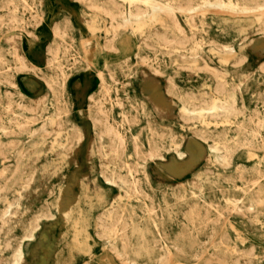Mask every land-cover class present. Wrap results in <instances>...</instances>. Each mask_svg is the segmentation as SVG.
I'll list each match as a JSON object with an SVG mask.
<instances>
[{
  "label": "rangeland",
  "instance_id": "obj_1",
  "mask_svg": "<svg viewBox=\"0 0 264 264\" xmlns=\"http://www.w3.org/2000/svg\"><path fill=\"white\" fill-rule=\"evenodd\" d=\"M223 1L0 0V264H264V0Z\"/></svg>",
  "mask_w": 264,
  "mask_h": 264
},
{
  "label": "bare ground",
  "instance_id": "obj_2",
  "mask_svg": "<svg viewBox=\"0 0 264 264\" xmlns=\"http://www.w3.org/2000/svg\"><path fill=\"white\" fill-rule=\"evenodd\" d=\"M70 1V0H69ZM130 2L133 4V10H129L128 13H124L122 10H120L117 6L114 4L112 5L113 8H99L97 7L96 10L100 13L102 12L110 21L109 30L110 33L113 35V37L116 36L118 29L120 28H127L129 26H132L133 23H139L143 18L153 16L155 13L163 14L165 17H168L171 21H173L174 25L179 29L178 22L175 19V13L178 12L180 14H187L189 17H191L194 13L199 11V9L203 7H218L220 9L229 10L232 12V10H237L238 5L231 3L230 1L224 2L223 0H214V3H210L208 0H201L199 3H195L194 0H179L178 2H172V0H165L163 3L155 2L152 3L150 0H130ZM150 6V7H149ZM149 8L151 10L149 11ZM242 13H249V12H257L261 17H264V3L257 4L255 6H248L238 9ZM34 11V10H33ZM211 11V10H210ZM225 14V13H224ZM120 17V20L117 21V17ZM255 17V16H254ZM36 23L41 22V18L39 16H36ZM80 18V17H79ZM79 21V20H78ZM85 25V24H84ZM192 27V26H191ZM43 29V28H42ZM261 29V28H260ZM89 30V29H88ZM189 30V29H188ZM191 30V29H190ZM41 31V30H40ZM46 33V32H45ZM53 36H56L59 40L63 41V37L65 35L64 32H62L58 26L53 27L52 29ZM51 34V33H50ZM39 35V34H38ZM48 35V33H47ZM27 36V35H26ZM166 38H163V41H166ZM84 41V40H83ZM41 42V41H40ZM38 43V41H37ZM165 43V42H164ZM40 44V43H39ZM85 44V43H84ZM163 44V43H162ZM165 45V44H164ZM9 46V45H8ZM40 46V45H39ZM15 47V46H14ZM38 47V46H37ZM29 48V47H28ZM34 48V47H32ZM31 48V49H32ZM110 48L113 50V47L110 46ZM248 48V47H247ZM16 49V48H15ZM36 49V48H35ZM34 49V50H35ZM27 50V49H26ZM83 57L84 62L86 64V67H90L93 63L91 53L92 51L89 50V47L85 45L83 48ZM32 52V51H31ZM37 52V51H36ZM44 52V51H43ZM38 54V53H37ZM29 55V54H28ZM31 55V54H30ZM36 55V54H35ZM183 57V56H182ZM185 57V56H184ZM16 58L18 59V63L20 65L21 69H29V64L25 61L24 58L18 57L16 55ZM34 58V57H33ZM36 58V57H35ZM190 58V57H189ZM31 59V58H30ZM39 60V59H38ZM46 62V61H45ZM98 64H100V61H97ZM34 64V63H33ZM40 67V66H39ZM36 68V67H35ZM57 68L59 69L60 73L65 77V74L63 73L61 69V65L58 64ZM91 71V70H90ZM93 72V71H92ZM226 74V73H225ZM98 75V74H97ZM99 79L101 82V88L104 89V91L108 92L109 89L105 86V79L104 74L99 72ZM220 80V79H219ZM45 81V80H44ZM150 81V79H149ZM153 81V80H152ZM213 81V80H212ZM155 82V81H154ZM153 82V83H154ZM73 84V83H72ZM75 84V83H74ZM75 86V85H74ZM79 86V85H78ZM82 86V85H80ZM88 88V86H87ZM146 88V87H144ZM151 88V87H150ZM38 90V89H37ZM146 90L149 92L150 97L153 99L154 104H156L159 108H163L162 104L158 102V91L154 89L153 87L151 89L146 88ZM79 91V90H78ZM90 97V96H89ZM75 98V97H74ZM202 98V97H201ZM200 98V99H201ZM58 99V98H57ZM151 99V100H152ZM87 104V103H86ZM209 104V103H208ZM216 107H212L209 110H215ZM229 109V108H228ZM162 110V109H161ZM166 110V109H164ZM163 110V111H164ZM99 112L103 113L102 106L100 103ZM191 114H196L197 109L192 108L191 111H187ZM232 113V112H231ZM80 114V113H79ZM82 114V113H81ZM80 114V115H81ZM82 117V116H81ZM194 120V119H193ZM166 128V127H165ZM115 136L119 138L118 134L116 133ZM120 139V138H119ZM115 149V148H114ZM138 149V148H137ZM101 150H103L101 148ZM137 151V150H136ZM182 154H180L181 156ZM152 160V159H150ZM172 167V166H171ZM175 168V167H173ZM175 171V169H174ZM179 171V170H178ZM176 172V171H175ZM111 177V176H110ZM105 180V179H104ZM194 183V181H193ZM128 194V193H127ZM67 199V198H66ZM32 238V235L29 236ZM207 261V260H206ZM14 264H19L18 259L15 261Z\"/></svg>",
  "mask_w": 264,
  "mask_h": 264
}]
</instances>
